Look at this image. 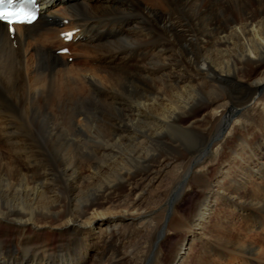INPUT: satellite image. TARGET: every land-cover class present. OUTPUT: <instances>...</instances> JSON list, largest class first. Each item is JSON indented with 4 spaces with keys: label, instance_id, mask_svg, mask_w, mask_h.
Returning a JSON list of instances; mask_svg holds the SVG:
<instances>
[{
    "label": "bare ground",
    "instance_id": "6f19581e",
    "mask_svg": "<svg viewBox=\"0 0 264 264\" xmlns=\"http://www.w3.org/2000/svg\"><path fill=\"white\" fill-rule=\"evenodd\" d=\"M35 3L33 23L0 20V264H65L70 243L74 264H130L140 245L122 252L125 230L148 223L135 235L161 249L191 185L188 234L163 264H264V0ZM64 47L93 60L73 65ZM88 104L111 113L95 120ZM182 158L191 176L164 222L142 217L148 188ZM52 228L50 245L39 237Z\"/></svg>",
    "mask_w": 264,
    "mask_h": 264
},
{
    "label": "rangeland",
    "instance_id": "374dc122",
    "mask_svg": "<svg viewBox=\"0 0 264 264\" xmlns=\"http://www.w3.org/2000/svg\"><path fill=\"white\" fill-rule=\"evenodd\" d=\"M66 43H67L68 46L71 45L70 41H68ZM130 46H132V45H130ZM98 52L99 51L90 52V55L97 54ZM59 53L65 55V57H66V55L70 54L71 56L68 57V59H69L68 62L73 64V65L77 64V66H80V65L88 66L89 62H91L93 60V59L90 58L92 56H88V53L86 54V56L77 53V51H74V52H71V53L70 52H68V53L67 52H59ZM65 53H67V54H65ZM116 97L124 98V95L121 96V95L117 94ZM87 106H89L88 109H89L90 116H92L95 120L96 119L99 120V117L102 116L101 115L102 112L105 113L106 115L111 113V108H109V107L107 108V106H104V108L102 107L101 109H100V106H98V105L95 106L94 104H92V105L88 104ZM15 117L19 121L23 120V118L19 114H15ZM25 124L26 123L20 122V125L21 126L23 125V127L20 128V132H16V134H15V135H17L16 137L19 136L18 134L22 135L20 138L27 137L26 134H27V129L28 128H27V126ZM23 128H25V129H23ZM93 128H94L93 130H95V131L98 130V132H100L101 135L104 134L105 133L104 131L106 130L101 125L99 127L94 126ZM95 128L96 129L98 128V129L96 130ZM101 130H102V132H101ZM106 133H107V130H106ZM213 133L215 134L216 130H214ZM192 135L194 136V138L195 137L198 138L197 134L191 132L190 136H192ZM105 138H106V136L104 135V137H101L100 139L104 140ZM0 148H2V149H0L1 151L3 150V152H7V147L4 148V146L2 145L1 141H0ZM95 160H96V162H101L100 161L101 157L100 156L96 157ZM179 162H181V164H179L178 167L174 166L172 168L163 170L162 173L160 174L161 176L157 179V181H154L152 183V185L150 186L151 189H150V187L148 188V191L150 190L152 194L150 193V191L146 192L145 202H143V204L147 206L146 209L148 211H146V215L142 216V217L147 218L146 216H148V215L149 216H154V218H156L158 220L161 219V221L164 222L163 220H165L166 212L168 211L167 210L168 202H169V199H170L172 193L174 192L173 189L177 185L180 186L181 188L184 187L186 185L183 182L184 178H186L187 175L191 176V174H190L191 171L186 166V159L182 158V159L179 160ZM190 164L192 166L193 162L190 161L189 166H190ZM215 167H216V163L211 164L209 166L208 174H209L210 177L213 176V173L215 171ZM216 169H217V167H216ZM189 176H188V178H189ZM174 179H175L176 183L175 182L173 183ZM183 183H184V185H183ZM198 193H199V188H195V187H193L191 185V186L188 187L187 191L175 203L176 204V209L179 210L182 213V220L177 224L176 227L166 231V236H165V239L162 241L163 243H162V248L161 249L156 248V249L150 250L153 247H150L149 244H147V243H149L147 238H141V237L138 238V236L135 235V234L139 233L141 230L145 229L148 226V223H145V224L142 225V224L139 223L140 221H137L136 223L132 224L128 229L125 230V231H129V234H131L132 237L126 238V239H124L122 241V243H120V245H119L120 246V250L122 252H127L128 255H129L134 250V247H136V245L138 243L140 245L134 251L133 254L129 255L131 257L130 264H137V259H136L135 254L140 250V247L143 250L148 252V258L147 259L149 261H148L147 264H150V263L152 264V260L154 259L153 256H156L154 254V251H155V253L157 252V254L160 256L161 263L163 264L162 260L165 257L169 256L168 254L171 253L172 249L177 245V243L182 242V239H183L184 235L188 234L187 221L189 219L190 214L194 210L195 203H196L195 200H197V198H198ZM117 200L118 201H116V202L123 201V195H120ZM130 200H133V199L131 198ZM128 202H124V203H128ZM108 205H109V203L105 204V206H108ZM133 206H136V205L134 204ZM226 207H227L229 212L233 213L234 210H230V207H228V206H226ZM220 209H222V208L218 207L217 211H220ZM216 222H217L216 218H213L212 219V225L216 226ZM215 226L214 227H210V229H214ZM26 228H27L26 229V233H30L32 231V228H30L29 226H27ZM0 229L1 230L4 229L3 226L0 227ZM14 231L15 230L10 229L9 233H14ZM215 232H216V230H213L212 232L210 231V233H215ZM43 233H42V237H39V239L40 240L44 239L47 242L49 241L50 245H52V243L55 244V242L60 237L59 232H58V228H52L51 230H46ZM52 233H55V234H52ZM43 235H46V236L43 237ZM9 236H7V237L5 236L6 237L5 239L9 240L10 239ZM54 246L57 247L56 245H54ZM151 246H152V244H151ZM71 249H72V244L71 243L68 244V246L66 245V248L64 247V250H62V256L63 257L60 259V261L64 262L65 264L66 263H70V262H72V264H74V255L71 254ZM190 261L194 262L193 258H191Z\"/></svg>",
    "mask_w": 264,
    "mask_h": 264
},
{
    "label": "snow or ice",
    "instance_id": "6c2138e0",
    "mask_svg": "<svg viewBox=\"0 0 264 264\" xmlns=\"http://www.w3.org/2000/svg\"><path fill=\"white\" fill-rule=\"evenodd\" d=\"M37 6L35 0H0V20H3L15 31L13 27L17 23H31L36 19ZM66 37L71 33L63 34Z\"/></svg>",
    "mask_w": 264,
    "mask_h": 264
}]
</instances>
